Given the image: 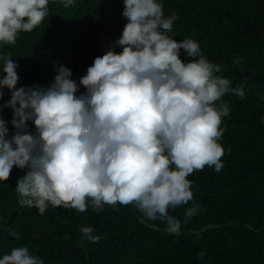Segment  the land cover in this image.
<instances>
[{
    "label": "clouds",
    "instance_id": "9594fccd",
    "mask_svg": "<svg viewBox=\"0 0 264 264\" xmlns=\"http://www.w3.org/2000/svg\"><path fill=\"white\" fill-rule=\"evenodd\" d=\"M49 2L0 0V43L14 45L19 33L39 26ZM73 2L64 0L66 7ZM123 4L127 23L121 36L95 54L79 79L61 65L54 66L57 74L49 86L17 87L19 65L10 54H0L6 73L0 75V101L4 89L11 93L0 113L10 108L15 128L10 135L0 116V181H8L14 167L27 169L16 186L20 206L43 214L49 203L78 212L134 205L179 238L182 222L169 210L193 200L192 173L205 166L223 169L226 150L219 141L230 108L222 97L245 93L242 85L233 87L230 78L216 75L221 65L198 41L168 35L179 16H165L164 0ZM181 49L193 59H182ZM196 213L195 205L188 208L183 223ZM80 232L82 239L100 240L92 227ZM9 235L20 238L15 230ZM0 264L45 261L24 246L4 254Z\"/></svg>",
    "mask_w": 264,
    "mask_h": 264
},
{
    "label": "trees",
    "instance_id": "16d2710c",
    "mask_svg": "<svg viewBox=\"0 0 264 264\" xmlns=\"http://www.w3.org/2000/svg\"><path fill=\"white\" fill-rule=\"evenodd\" d=\"M49 9L33 31L19 33L14 45L0 43V54H10L19 65L17 87H47L57 74L54 66L61 65L79 79L127 23L123 0H74L67 7L64 0H50ZM173 13L179 19L168 35L198 41L203 53L221 65L216 75L230 78L233 87L242 85L245 93L222 97L230 108L219 141L226 150L223 169L205 166L192 173L193 200L169 210L182 222L180 237L134 205L78 212L49 203L43 214L20 206L16 186L28 170L14 167L8 181H0V257L27 246L45 264H264V0H164L165 16ZM181 58L193 59L183 49ZM2 67L0 62V75H6ZM4 92L0 103L10 98V91ZM0 116L14 134L12 110ZM194 205L196 215L183 223ZM83 226L92 227L99 242L82 239ZM12 230L19 239L9 235Z\"/></svg>",
    "mask_w": 264,
    "mask_h": 264
}]
</instances>
